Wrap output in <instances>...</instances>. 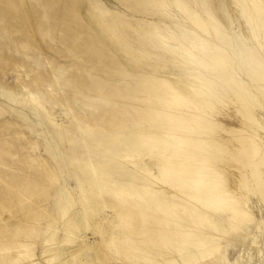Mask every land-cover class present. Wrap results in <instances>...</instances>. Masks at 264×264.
Here are the masks:
<instances>
[{
  "label": "rangeland",
  "instance_id": "374dc122",
  "mask_svg": "<svg viewBox=\"0 0 264 264\" xmlns=\"http://www.w3.org/2000/svg\"><path fill=\"white\" fill-rule=\"evenodd\" d=\"M197 18L204 29L247 39L260 56L235 0H0V264L179 257L166 246L181 238L172 218L193 228L201 210L147 177L158 174V152L168 146L167 130L155 131L145 112L153 104L186 112L166 104L172 86L200 97L161 41L179 32L176 24L215 41ZM116 108L129 112L123 122H113ZM250 207L257 220L243 226L207 212L228 228L222 243L231 260L264 264V199L252 197Z\"/></svg>",
  "mask_w": 264,
  "mask_h": 264
},
{
  "label": "bare ground",
  "instance_id": "6f19581e",
  "mask_svg": "<svg viewBox=\"0 0 264 264\" xmlns=\"http://www.w3.org/2000/svg\"><path fill=\"white\" fill-rule=\"evenodd\" d=\"M235 2L260 56L247 39L232 37L218 27L204 29L206 23L198 18L195 24L215 41L179 24V32L161 35V41L185 63L184 74L200 93L199 98H193L192 93L172 86L176 95L166 104L174 102L186 112H166L154 104L145 112L155 131L167 130L168 146V151L163 148L158 152V174L147 172V177L192 199L201 210L193 228L184 225L180 217L172 218L181 238H167V248L179 254L168 261L170 264L178 259L188 264L216 256L238 264L229 258L222 243L228 228L210 218L207 211L223 215L234 226H243L257 220L251 198L264 199V119L257 113L258 105L264 111V0ZM157 83L147 85L154 88ZM116 111L121 117L113 120L115 123L129 115L122 108ZM143 230L153 235L149 227ZM257 238L254 245H258ZM132 246L145 250L137 242Z\"/></svg>",
  "mask_w": 264,
  "mask_h": 264
}]
</instances>
